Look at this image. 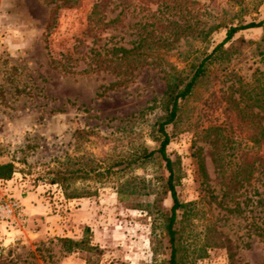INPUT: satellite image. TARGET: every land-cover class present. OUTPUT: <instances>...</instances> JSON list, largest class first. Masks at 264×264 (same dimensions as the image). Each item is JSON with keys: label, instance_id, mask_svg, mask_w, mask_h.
I'll return each mask as SVG.
<instances>
[{"label": "rangeland", "instance_id": "rangeland-1", "mask_svg": "<svg viewBox=\"0 0 264 264\" xmlns=\"http://www.w3.org/2000/svg\"><path fill=\"white\" fill-rule=\"evenodd\" d=\"M51 1L0 0V166L14 165L11 179L0 180V201H17L28 218L20 229L0 222V257L7 264H87L84 251L68 253L60 241L87 236L101 250L94 264H165L171 252L165 214L173 202L164 193L168 172L162 159L154 156L127 169L123 163L99 181L79 179L74 188L92 192L80 199H65L47 179L48 170L69 157L85 170H103L157 149L166 90L157 68L136 72L124 86H110V74L62 71L53 61L66 54L78 59L70 61L72 70L85 68L81 58L91 39L83 33L97 0H68L71 6L56 10L50 26L51 11L60 5ZM195 1L200 28L215 30L201 42L181 40L167 57L186 79V54L195 48L196 56L209 54L230 27L264 20V0ZM146 3L124 2L125 42L133 33L128 26L149 21L156 11L152 4L147 12ZM170 13L178 20L189 12ZM224 50L165 128L166 153L176 162L177 198L189 204L177 212L180 246L194 264H264V244L254 232L264 222V104L249 99L253 87L262 94L264 27L235 33ZM254 136L261 138L259 146ZM254 158L259 161L252 166ZM237 172L242 186L240 209L234 211L236 202L225 193L227 177ZM31 205L40 212L27 211ZM224 238L231 251L219 243Z\"/></svg>", "mask_w": 264, "mask_h": 264}, {"label": "trees", "instance_id": "trees-1", "mask_svg": "<svg viewBox=\"0 0 264 264\" xmlns=\"http://www.w3.org/2000/svg\"><path fill=\"white\" fill-rule=\"evenodd\" d=\"M125 1H127V4L130 3L133 5L135 0H97L93 4L91 12L87 16L83 33L85 38L91 39L90 46L87 48V51L82 54L81 61L85 63V68L83 70L77 72L72 70L74 68H70V61H77L78 59H73L72 55L69 54L62 55L63 61H52L57 63L62 71L68 73L110 74L115 78V82L110 86H124L131 83L136 72L144 68L151 67L159 69L163 73V79L166 82V90L162 100L164 118L158 125V131L162 135L159 147L149 152L145 149L138 155L135 154L132 158L123 161H116L103 170H100L99 167H91L85 170L79 166V161L76 158L69 157L66 161L59 162L57 166L49 169L47 172V179L51 185H56L62 190L65 199H80L91 196L92 192L89 190L80 191L74 188V184L77 180L91 178L99 181L104 177L114 174V172H116L114 169L121 166L123 163H125L124 169H127V167L138 164L145 159H151L154 156L159 157L163 160L168 172V177L164 185V193H169L173 202L170 211L165 214V230L171 249L170 257L165 264H194L186 254V250L180 246L181 230L178 226L177 212L179 209L187 207L189 204H181L177 198L175 190L176 176L174 171L176 162L172 161L166 153V147L170 140L165 128L175 122L180 110V101L185 100L191 95L198 80L205 75L209 66L215 60L216 54L224 53V46L232 40L234 34L243 30L263 28L264 20L257 23L230 27L226 32L224 40L215 46L209 54L196 56L198 52L196 48L186 54L185 60L188 62L191 61L189 64L191 68L189 72L190 77L186 79V75H183L184 73L182 71H178L174 65L169 63L167 57H170V53L178 48V44L181 40L201 42L215 30V28H209L205 31L200 28V22L196 20L197 14H194V12H198L196 11L198 3L195 0H147L146 7L148 8L146 11L150 12L149 6L152 4L156 5V11L148 15L149 21L140 19L133 25H129L128 28L132 29L133 33L129 35V37H131L130 40L125 42V33H123L126 19V12H123L126 8L124 7ZM56 2H59L60 5H56L51 11L50 26L51 22L53 23L56 10L60 7L71 6L68 0L51 1L52 4ZM114 10H118V12L114 14ZM173 11L189 13L186 18L178 17V20H173L170 19V17L174 15L170 12ZM163 12H166L168 15L166 16ZM180 19H182V22ZM108 34L109 36H105ZM177 55L182 56V53ZM262 76H264V74H260V77ZM260 86V84L257 85V87ZM256 90V87L250 90L251 94H249V99L254 98L256 103L260 100L264 104V84L262 94ZM260 139L261 138L258 139V137L255 136L253 137V142L256 146H259L258 142ZM258 161L257 158H254L252 166L256 165ZM242 162L243 163L238 165L239 170L244 169V160H242ZM199 166L206 177L204 172L205 167L202 161L199 162ZM257 168L256 166L255 170ZM13 173L14 165L12 163H6L0 166V180H10ZM239 175L240 173L237 172L228 176V182L226 184L225 194L236 202V210L234 211L240 209V203L236 201L240 193L239 187L242 186L241 181L236 180ZM246 180H248V178H243L242 182ZM133 189L132 192H136L135 186ZM124 191L123 186H120L117 192L120 199L125 197ZM254 232L256 236L262 239L264 244V222L260 225L255 224ZM60 241L66 246L65 249L68 253L75 250L84 251L87 254V264H94L96 261H92V257L101 254V250L98 247L90 245L87 236L79 241L68 238L60 239ZM219 243L225 245V248L231 251V241L228 238L221 239ZM229 257H231L230 253ZM7 263L8 260L0 257V264Z\"/></svg>", "mask_w": 264, "mask_h": 264}, {"label": "built area", "instance_id": "built-area-1", "mask_svg": "<svg viewBox=\"0 0 264 264\" xmlns=\"http://www.w3.org/2000/svg\"><path fill=\"white\" fill-rule=\"evenodd\" d=\"M0 222L20 229L27 225L28 218L20 203L15 200H3L0 201Z\"/></svg>", "mask_w": 264, "mask_h": 264}, {"label": "crops", "instance_id": "crops-1", "mask_svg": "<svg viewBox=\"0 0 264 264\" xmlns=\"http://www.w3.org/2000/svg\"><path fill=\"white\" fill-rule=\"evenodd\" d=\"M27 211H29L30 213H37L40 212L39 206H35V205H31V208H27Z\"/></svg>", "mask_w": 264, "mask_h": 264}]
</instances>
